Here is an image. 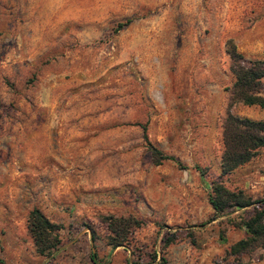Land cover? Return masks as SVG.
I'll return each mask as SVG.
<instances>
[{"label":"rangeland","instance_id":"1","mask_svg":"<svg viewBox=\"0 0 264 264\" xmlns=\"http://www.w3.org/2000/svg\"><path fill=\"white\" fill-rule=\"evenodd\" d=\"M228 39L264 59V0H0V264H92L90 228L98 264H264L226 255L235 212L207 202L214 180L264 199V146L219 167L225 112L263 116L228 103ZM32 207L62 226L51 256ZM106 214L143 224L110 250Z\"/></svg>","mask_w":264,"mask_h":264},{"label":"trees","instance_id":"2","mask_svg":"<svg viewBox=\"0 0 264 264\" xmlns=\"http://www.w3.org/2000/svg\"><path fill=\"white\" fill-rule=\"evenodd\" d=\"M129 22L118 23L120 28ZM225 52L229 57V72L233 81L228 89V103H241L247 106H257L263 116L260 119H252L239 116L226 111L221 122L222 151L219 158L221 174H228L235 168L249 161L264 146V59H246L235 49L231 40L225 41ZM151 160L154 164L162 160H172L173 157L162 154L155 148H151ZM200 177L203 170L197 168ZM207 192V202L214 216L221 214L235 215L230 217L231 223L242 233V236L228 246L226 255L237 257L247 254L254 249L264 250V199L255 200L245 194L241 189H228L220 181H211ZM245 209H250V214L245 216ZM229 219V218H228ZM99 220L104 224L107 234L105 244L110 250L125 244L132 232L141 227V219L131 215H101ZM62 226L51 221L43 212L32 207L26 215V230L31 239L33 249L40 256H51L60 244L59 231ZM89 231V260L92 264L97 263L93 241L96 238L94 231ZM163 240L164 246L175 239V235ZM190 232H188V236ZM129 261L126 264H150Z\"/></svg>","mask_w":264,"mask_h":264}]
</instances>
